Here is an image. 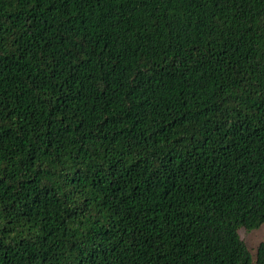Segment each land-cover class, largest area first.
Wrapping results in <instances>:
<instances>
[{
    "label": "trees",
    "instance_id": "16d2710c",
    "mask_svg": "<svg viewBox=\"0 0 264 264\" xmlns=\"http://www.w3.org/2000/svg\"><path fill=\"white\" fill-rule=\"evenodd\" d=\"M262 225L264 0H0V264H253Z\"/></svg>",
    "mask_w": 264,
    "mask_h": 264
},
{
    "label": "rangeland",
    "instance_id": "374dc122",
    "mask_svg": "<svg viewBox=\"0 0 264 264\" xmlns=\"http://www.w3.org/2000/svg\"><path fill=\"white\" fill-rule=\"evenodd\" d=\"M239 234L249 248L253 256V264H255L256 250L261 243H264V225L255 230L242 228L240 229Z\"/></svg>",
    "mask_w": 264,
    "mask_h": 264
}]
</instances>
